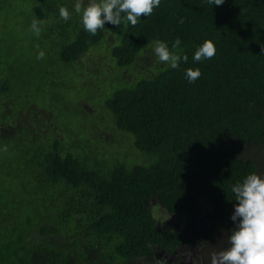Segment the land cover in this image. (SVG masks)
I'll list each match as a JSON object with an SVG mask.
<instances>
[{
    "label": "trees",
    "instance_id": "16d2710c",
    "mask_svg": "<svg viewBox=\"0 0 264 264\" xmlns=\"http://www.w3.org/2000/svg\"><path fill=\"white\" fill-rule=\"evenodd\" d=\"M77 2L0 0V264H146L217 236L232 186L263 175L264 0H161L95 35ZM157 40L187 61L161 62ZM204 40L216 54L194 61Z\"/></svg>",
    "mask_w": 264,
    "mask_h": 264
},
{
    "label": "clouds",
    "instance_id": "9594fccd",
    "mask_svg": "<svg viewBox=\"0 0 264 264\" xmlns=\"http://www.w3.org/2000/svg\"><path fill=\"white\" fill-rule=\"evenodd\" d=\"M207 2L211 6H219L224 0ZM160 4L161 0H90L84 7L77 2L74 10L80 14L84 29L95 35L106 23L118 27L126 21L135 26L142 15H151ZM59 15L67 21L71 13L66 7H61ZM180 45L181 39L177 37L172 42V48ZM153 50L161 62L173 69L179 67L182 59L185 62L188 59L186 55L173 52L165 41H155ZM215 54L214 43L204 40L195 49L193 60L211 59ZM200 75L198 68L185 70V78L189 83L195 82ZM232 192L235 195L230 214L232 226L228 229L226 246L212 255L211 264H264V175L256 172L248 174L241 182L232 186Z\"/></svg>",
    "mask_w": 264,
    "mask_h": 264
},
{
    "label": "flooded vegetation",
    "instance_id": "af4514ba",
    "mask_svg": "<svg viewBox=\"0 0 264 264\" xmlns=\"http://www.w3.org/2000/svg\"><path fill=\"white\" fill-rule=\"evenodd\" d=\"M210 209H213L210 207ZM203 215H196L197 221ZM169 224H172L176 230L182 228L184 230L186 226L191 224L192 216H180L176 217L173 215L169 220ZM225 221V222H224ZM221 226L220 233L214 238L205 240H196L191 245L180 244L176 246L173 250L167 251L164 249L157 248L153 251L151 257H148L146 264H211L210 251L219 250L220 248L226 246V240L228 236V229L232 226V221L230 220V215H225V218L219 220ZM170 227H172L170 225ZM154 261V263H152Z\"/></svg>",
    "mask_w": 264,
    "mask_h": 264
},
{
    "label": "rangeland",
    "instance_id": "374dc122",
    "mask_svg": "<svg viewBox=\"0 0 264 264\" xmlns=\"http://www.w3.org/2000/svg\"><path fill=\"white\" fill-rule=\"evenodd\" d=\"M13 18L16 21H20V16H18L16 14L13 16ZM16 24H19V22H17ZM10 25H11V21L10 20H6L4 22H0V30H2L5 26H10ZM0 44H4V41L0 42ZM0 49H3L4 51L6 50V48L2 47V46H0ZM51 105H52V102L49 101V102L44 103L43 107H47V106L51 107ZM51 110H53L52 107H51ZM69 114H70V118L69 119L66 118V114H65V115H63V119L62 120L65 119V121L71 122V119L73 117V114H72L71 110H69ZM53 115L56 116L54 111H53ZM101 132L103 133L105 139L111 138V134L110 133L108 134L105 131H101ZM113 134L116 135L115 132H113ZM99 144L100 143H97V144L93 143L92 147L95 150H97L99 153H101L103 157H109L110 155H113V154L116 153L115 152L116 151L115 148L110 147V146L104 148V147H102ZM121 144H124V142H121ZM129 150H131V147H129ZM128 153H129V151H126V150L123 151V154H125V156L128 155ZM129 156H130V154L127 156V158ZM257 158H258V160H260V165L259 166L264 167V150L257 154ZM262 167H260V172L264 175V168H262ZM155 214H156V218L158 219V221L160 223L165 222V221L168 222L167 221V216H166V214H165V212L163 210H157L155 212ZM216 251H218V250H216ZM210 253H212V254H210V256H212L216 252L214 250H211ZM152 263H154V261H152Z\"/></svg>",
    "mask_w": 264,
    "mask_h": 264
}]
</instances>
